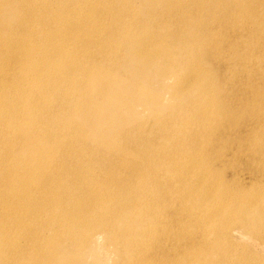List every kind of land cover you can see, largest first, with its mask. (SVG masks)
Here are the masks:
<instances>
[{
  "label": "rangeland",
  "instance_id": "1",
  "mask_svg": "<svg viewBox=\"0 0 264 264\" xmlns=\"http://www.w3.org/2000/svg\"><path fill=\"white\" fill-rule=\"evenodd\" d=\"M111 1L116 21L109 24L107 14L99 23L116 38L101 34L92 45H102L107 54H93L96 81L76 84V95L56 109L62 122L69 116L76 121L75 143L82 151L100 143L99 151L85 153L95 174L0 180V264H264V0ZM16 5L2 6L8 11L2 12L4 24L14 25L10 21L20 16ZM126 26L138 37L139 49L156 50L153 60L133 54L137 42L125 38ZM87 33L79 46L95 42V34ZM153 34L157 41L148 40ZM9 54L7 48L12 60ZM198 57L210 82L206 116L196 114L197 82L186 81L174 91ZM74 61L77 68L85 60ZM99 78L113 84L107 97L110 83ZM55 135L47 148L58 155L68 136L60 145ZM29 151L24 145L21 152ZM70 154L69 163L77 160ZM183 155L209 170L225 194L235 193L220 197L224 207L216 219L203 208L193 209L195 199L184 196L189 180L173 163ZM103 163L109 172L102 171ZM22 166L18 175L30 170ZM69 220L76 222L74 232Z\"/></svg>",
  "mask_w": 264,
  "mask_h": 264
},
{
  "label": "bare ground",
  "instance_id": "2",
  "mask_svg": "<svg viewBox=\"0 0 264 264\" xmlns=\"http://www.w3.org/2000/svg\"><path fill=\"white\" fill-rule=\"evenodd\" d=\"M64 1L66 2V0L58 1L57 3L55 0H0L1 181L5 178L7 179H5L4 182H8L14 178H22L24 180L27 177L29 178L28 181L33 180V182H37L42 181L40 179L54 180L61 177L65 178L67 174L72 175L74 173H76L77 176L80 174L81 177L95 174L92 170L93 161L86 162L88 159H86L87 156L85 153L90 154L92 150L99 151L100 143L95 142V147L82 151L85 148H82L80 147V144L75 143V140L77 139L75 136L78 135L79 131L74 127L72 122L75 123L76 121L69 116L70 119L67 118V121L62 122V118L56 114V109L59 102L76 95L73 93V90H76L73 89L76 84L78 86V84L81 85V83H89L91 80L96 81L92 76V72L98 71L94 70L97 69L98 66L96 63V57H93V54L102 52L104 48L100 45L93 49L94 46L92 45L97 43V38L101 34H103L108 40L110 38H116L114 30H111V32L109 31L111 36H108V33L106 34L108 28L106 29L103 25L105 22L99 23L102 20L101 18H104L107 14L111 15V18L107 21L109 24H112L114 20L116 21V16L112 11L115 5H113L111 0H90L85 4L80 3L79 5L71 2L70 4H72V6L66 7L62 4ZM174 1L175 0H173V2ZM96 2H99L100 5ZM14 4L18 7L17 10L21 11V13L18 11L20 16L17 20L15 19V22L10 21V23L12 22L14 25L10 24L11 26H9L8 24H4L5 22H2L6 19L2 17V12L6 14L5 11L2 10H4V8L7 10V5L14 6ZM2 6L7 7L3 8ZM180 7H184V3H182ZM118 10L119 9H117V12ZM170 11L165 12L162 17H169L165 14L170 13ZM6 12L8 14V11ZM48 14L53 15L52 20L47 16ZM118 15L120 14H117V19L119 20L121 16L118 17ZM215 17L216 15L211 16V18ZM78 27H84L85 29L76 33L75 30ZM41 31V36L38 37V34ZM87 31L95 34V36L93 35L95 38L93 41L95 42L93 44L88 43L84 44V46H79L78 43L86 41L87 36L82 35V33H87ZM125 33V38L127 40L136 38L137 42L138 37H136L133 31H131L129 26H126ZM151 37L153 38L151 39ZM119 39L120 37L117 38V43L120 45L118 42ZM98 40L101 41L99 38ZM148 40L157 41L154 34L150 35ZM197 44L200 43L197 42ZM135 45L136 50L133 52L135 56H144L146 60H153L156 51L154 48L155 51L148 46L139 49L140 45L138 42L135 43ZM189 45L190 47L193 46L196 48V44ZM50 47L53 48V51ZM7 48L10 51L9 58L11 56L12 60H8V56L6 55ZM112 50L113 54L116 55L117 53H114L115 49ZM87 52L91 54V57H84ZM104 53L107 55L105 50ZM80 54H83V57H81ZM91 58H93L94 62L87 61ZM104 58L108 59V57ZM75 59H79V62L85 60L81 64L86 63L87 65L82 67L80 64L79 67L77 65V68H75ZM111 60L115 59L112 57ZM189 64L187 70L183 71L185 72V78L183 80L181 78L178 79L174 91L179 93L182 89V87H179L186 81L189 82L188 86H190L192 82H197L194 87L196 89V96L200 97L201 101L198 107H196V114L206 116L212 106V101L208 95L210 82H207L208 78L202 72L203 70L200 66L201 63L199 57L195 59L193 58V60L191 59ZM112 68L113 67L111 66V69ZM60 69H68L69 72L67 70L64 71L63 74L59 71ZM108 70H110V65ZM108 70L106 72H109ZM100 79L105 78H99L98 80ZM107 81H109L110 85L109 89L105 92V96L110 95L112 93L111 88H113L110 78ZM71 101L76 102L75 99H72ZM54 134H57L55 135V138H57L55 142L60 145L63 142V136H68L63 147L60 148L58 155H55L53 147L52 149L48 147L50 150L47 148V145L49 146V143L54 141H52L53 138H51V135L53 136ZM49 137L51 139H49ZM9 142L11 143L10 150L8 149ZM24 145L30 148L29 153L26 155L21 152ZM70 152L75 153L74 158L77 157V160L74 159L72 162L70 161L71 163L67 160L71 155ZM89 156L91 157V155ZM190 156L192 155H183V160L179 161V159L182 158L180 157L173 161L174 165H178L179 169L184 174L183 177H185L186 180H189V183L184 187V196L186 197L189 195L191 198L195 199L190 204L193 209L196 208L197 210L198 208H203L202 212H204L205 216H210V218L214 217V219H216L218 216L217 211L224 207L221 204L220 197L223 195H229V197L232 198V194L235 193L229 190V194H225L223 192L225 187H218L217 180L214 179L211 172L206 168L198 169V163H194L195 159ZM84 162L86 163L84 164ZM107 162L110 164L109 160H107ZM79 163L84 166L81 167ZM11 164L14 165L12 170L8 168ZM21 164H25V166L28 165L30 170L23 175H18L20 169L23 167ZM103 165L104 163L100 165L102 171L109 172V170L104 168ZM48 169L53 171L48 173L46 172L49 171ZM214 188L217 191L216 197L214 194ZM206 198H209L210 200L207 204L203 203V201L207 200ZM204 205L210 207L206 209V207H202ZM191 207L189 210H192ZM69 221L71 222H69V231L73 230L74 232L76 222L74 223V220ZM146 228L148 229V226ZM45 252H48L47 248ZM38 253L41 254L39 251ZM51 253H53V251H51ZM51 253L49 254L51 255ZM53 254L51 256H54ZM55 257L57 258V256ZM49 260L50 256L48 261ZM40 261L35 262L37 264V262Z\"/></svg>",
  "mask_w": 264,
  "mask_h": 264
}]
</instances>
